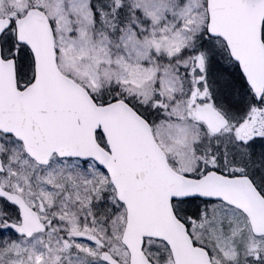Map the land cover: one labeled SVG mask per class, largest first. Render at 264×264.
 <instances>
[{"label":"snow or ice","instance_id":"snow-or-ice-1","mask_svg":"<svg viewBox=\"0 0 264 264\" xmlns=\"http://www.w3.org/2000/svg\"><path fill=\"white\" fill-rule=\"evenodd\" d=\"M0 264H264V0H0Z\"/></svg>","mask_w":264,"mask_h":264}]
</instances>
